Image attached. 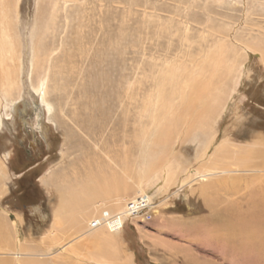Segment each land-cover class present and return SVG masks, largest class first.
Wrapping results in <instances>:
<instances>
[{
  "label": "rangeland",
  "instance_id": "obj_1",
  "mask_svg": "<svg viewBox=\"0 0 264 264\" xmlns=\"http://www.w3.org/2000/svg\"><path fill=\"white\" fill-rule=\"evenodd\" d=\"M17 12L21 93L13 89L0 106V217L10 229L0 259L15 261L18 224L29 264H98L102 250V264H263L186 233L210 215L224 219L240 196L218 188L203 197L217 200L214 211L198 197L189 209L178 190L187 171L203 165L210 136L264 137V0H20ZM36 31L40 60L32 69ZM45 79L52 113L33 90ZM204 83L218 103L188 136L182 117L171 122L170 107ZM242 178L245 188L258 177ZM94 189L122 197L121 207L141 192L154 208L122 219L108 245H86V237L75 239L95 210L74 228L62 203Z\"/></svg>",
  "mask_w": 264,
  "mask_h": 264
},
{
  "label": "bare ground",
  "instance_id": "obj_2",
  "mask_svg": "<svg viewBox=\"0 0 264 264\" xmlns=\"http://www.w3.org/2000/svg\"><path fill=\"white\" fill-rule=\"evenodd\" d=\"M19 1L20 0H0V106L2 100H6L11 95L13 89L19 91V94L21 93L20 86L22 80L20 75L21 65L23 64H21L20 61V53L17 49L18 44L16 46L14 36ZM52 2L53 0H51V4ZM39 39L40 36L38 31H36V33L32 36L33 52L30 62L32 69H36V66L39 63L38 61L40 60L39 51L36 49ZM32 69L29 71H32ZM46 81V79L40 82L38 81V86L34 85L33 90L39 94L41 103L48 108L50 113H52V106L47 99ZM209 87L210 84H205L204 88L201 91H198L199 93L193 87H191L189 95L180 99L178 98L176 101L177 103H175V101L172 103L170 110L172 111L171 116H173V120L171 119V122L174 124L176 123L177 125V122L180 119L179 117H182V120L184 121H182L180 125L182 126L183 130H181V132L183 131V134L189 136L192 131L198 128H203L205 119L208 117L207 113L213 110V106L218 103V97L210 94L212 89L211 91L208 90ZM205 90L208 91H206L208 93L207 97H205L203 94ZM215 90L217 91V89ZM193 94L195 95L193 96ZM175 128L177 127L175 126ZM204 143V149L200 154V157L203 160L205 159L203 161V165L199 169L187 171L188 176L180 183L178 190V192L185 193L188 208L191 209V207L194 206L190 198L194 201L198 197L202 199H200L201 207H203L204 204V206L206 205L209 210L214 211L215 207L218 206V204H216L217 200L208 201V198L205 197V195H207L210 191L217 190L218 188H223L225 191H227L226 195L230 198L237 197V199H239L241 197L242 202L238 201V204L234 205V207H231L229 212L225 214L226 217L222 220L219 219V217H212V215H210V218L205 219V217L200 224H185L187 230L186 233H188L190 236H192L191 233L194 232L195 234H205L207 240L211 239L219 243L218 245L221 248L220 250H222L225 254L236 255L237 257L250 261L249 263L262 262L264 264V137L255 135L251 140L239 143L234 142L230 134L225 132L224 137L222 140H220V142L215 136H210L207 142ZM211 151L213 153H211ZM168 165L170 166L169 163L165 165L166 172L171 176H175L176 172ZM0 172H2V167H0ZM244 174H250L251 177L258 178L253 180L252 184L249 182L248 184H245V181L244 188L241 185V183H243L242 175ZM223 176L224 178L222 180H211L213 178ZM200 181H206V185L204 186L203 183L198 185ZM243 188L246 191L244 190V193L239 195L243 191ZM249 188H251L250 191H247ZM96 190L94 189L93 191L86 193L77 192L76 195L74 194L75 196H72L73 200H66L62 203L65 207L62 208L63 211L70 212V214L67 216V221L71 222V225H73L74 228L78 227L80 229L82 226L81 224L83 223L82 221H84L83 219L88 217L87 212H90V210H95V213L92 216L94 220L89 222V230L83 234H80V236L75 239L78 240L86 237L87 239L84 241L86 245H108L107 241L110 240L115 233H118L119 225L122 219H126L128 215H130V212L128 211L129 204L135 203V205H137L138 203V205L142 207V203H145V206L149 205V209L154 208L151 199H147V196L142 195L141 192L139 195V198L141 197V199L138 200L134 198L131 199V201H127V203L125 201V207H121L120 205L122 204V197L113 199L111 196H109L110 194ZM211 196L212 195L209 197ZM203 197L207 199L205 200ZM97 199H103L100 200L103 202H95ZM106 201L111 205V207L114 206L115 210L117 211H112L110 206V209L107 208L108 210L102 211L104 207L107 206ZM206 206L204 208H207ZM98 210H100V213L96 214V211ZM213 211H211V213H213ZM64 212L60 213L63 214ZM61 219H63L62 216L58 215L56 223L52 227L53 231H51V233L54 237H57V231L62 225ZM150 219V217L147 218V220ZM207 220L209 221L208 223H206ZM6 225V222H4L0 217V239L8 238V231L10 229ZM14 227L18 228V224H15ZM17 228L16 232L18 237H16L17 246L14 253L15 261L0 259V264L30 263L22 260L23 256H26L25 253H27L29 250L27 252H23L25 250L22 244L23 238H21ZM81 232L82 230H80V233ZM195 237H198V234ZM4 247L5 248L2 249H6V251L11 250L8 240ZM73 249H75V246ZM61 250L62 248L56 251L48 249L47 252L48 255H54L58 254V252ZM70 251L72 252L73 250L71 249ZM103 258L104 252L102 250L93 260H95L98 264H102L104 261Z\"/></svg>",
  "mask_w": 264,
  "mask_h": 264
},
{
  "label": "built area",
  "instance_id": "obj_3",
  "mask_svg": "<svg viewBox=\"0 0 264 264\" xmlns=\"http://www.w3.org/2000/svg\"><path fill=\"white\" fill-rule=\"evenodd\" d=\"M149 208H150L149 205L148 206H145V203H142V207L140 205H138V203H137V205H135V203H131L128 206V211L130 212V215H128V216L129 217H137V216H140L143 213H146L149 210Z\"/></svg>",
  "mask_w": 264,
  "mask_h": 264
}]
</instances>
